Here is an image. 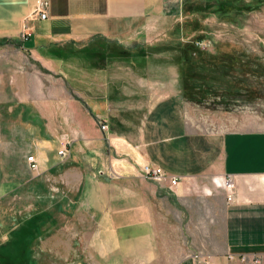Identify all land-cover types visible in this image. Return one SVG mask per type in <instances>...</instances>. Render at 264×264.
<instances>
[{
  "label": "crops",
  "instance_id": "1",
  "mask_svg": "<svg viewBox=\"0 0 264 264\" xmlns=\"http://www.w3.org/2000/svg\"><path fill=\"white\" fill-rule=\"evenodd\" d=\"M36 1L0 0V252L23 250L31 264L264 258V127L199 130L175 96L146 111H114L107 91L91 104L74 98L69 113L51 106L48 73L71 70L72 47L135 36L168 0H45V20H25ZM52 111L63 115L55 141H67L66 159L53 150ZM16 139H24L19 153L33 155L37 172L27 156L11 163ZM145 164L179 183L144 180ZM64 248L71 250L65 263L46 259L44 251ZM31 251L40 253L35 262Z\"/></svg>",
  "mask_w": 264,
  "mask_h": 264
},
{
  "label": "rangeland",
  "instance_id": "2",
  "mask_svg": "<svg viewBox=\"0 0 264 264\" xmlns=\"http://www.w3.org/2000/svg\"><path fill=\"white\" fill-rule=\"evenodd\" d=\"M132 36L119 43L99 39L86 50L72 47L71 70L48 73L51 106L61 104L69 113L76 100L91 104V98L107 91L114 96V111H146L158 99L175 96L189 109V124L199 130H221L237 122L264 127V0H168L161 17ZM117 60L137 61L130 67ZM104 67L105 76L99 74ZM62 116L55 111L48 116L57 156L67 142L55 141L63 132ZM35 121L38 129L40 121ZM23 142L14 140L11 163H22L29 154L19 153ZM59 182L56 178L57 195L62 193ZM63 234L68 242L70 236ZM4 240L0 237V243ZM68 250L44 252L50 262L56 255L57 262L65 263ZM24 253L12 256L21 260ZM32 253L29 259L35 262L40 253ZM252 258L225 264H264V258L255 257L257 263Z\"/></svg>",
  "mask_w": 264,
  "mask_h": 264
},
{
  "label": "built area",
  "instance_id": "3",
  "mask_svg": "<svg viewBox=\"0 0 264 264\" xmlns=\"http://www.w3.org/2000/svg\"><path fill=\"white\" fill-rule=\"evenodd\" d=\"M49 8V4L47 1L45 0H37L34 3V7L31 10V13L28 15L27 18H25V20H35V19H42L45 20L46 16H47V10ZM25 28V25H24ZM27 30V29H26ZM26 37V33H23ZM107 128L106 124H101L100 125V130L101 131H105ZM68 150V143L67 142H63L62 143V147L61 149L58 151V156L61 159H64L68 156L69 151ZM26 163H27V167H29V170L31 172H37L38 171V167H37V162L34 159V157L32 155L26 157ZM140 174L141 177L145 180L154 182V183H158L160 184L163 181L168 180L170 183V186H175L177 185V183H179V179L174 177V178H168L166 176V174L164 173V171L162 170V168H158V167H153L151 165L145 164L144 166H142L140 168ZM240 259H246V257H241ZM254 263L258 262V258H252ZM201 264H212L211 262L208 261H201Z\"/></svg>",
  "mask_w": 264,
  "mask_h": 264
},
{
  "label": "trees",
  "instance_id": "4",
  "mask_svg": "<svg viewBox=\"0 0 264 264\" xmlns=\"http://www.w3.org/2000/svg\"><path fill=\"white\" fill-rule=\"evenodd\" d=\"M3 44V41L0 40V45ZM10 252H0V264H25L27 263L26 256L23 254V258L21 260H18L14 258V261L12 260V256L8 254ZM20 251H16V257L19 255Z\"/></svg>",
  "mask_w": 264,
  "mask_h": 264
}]
</instances>
